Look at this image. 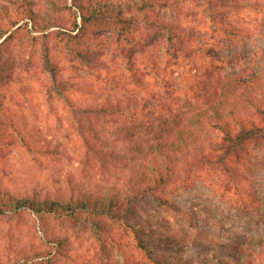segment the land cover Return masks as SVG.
Returning a JSON list of instances; mask_svg holds the SVG:
<instances>
[{"label":"rangeland","instance_id":"1","mask_svg":"<svg viewBox=\"0 0 264 264\" xmlns=\"http://www.w3.org/2000/svg\"><path fill=\"white\" fill-rule=\"evenodd\" d=\"M1 1L10 5L8 17L20 22L0 36V200L9 201V194L70 199L129 179L132 156L124 148L128 139L119 131L120 117L78 107L122 95L135 97L132 104L142 97L153 102L161 92L197 89L209 73L264 71V0L255 7L248 6L250 0L149 7L124 28L95 24L71 39L55 32L73 28L75 0H68L72 8L65 0ZM29 9L49 12L58 22L33 21ZM169 18L181 32L173 40L188 46L184 51L173 46L166 52L170 35L154 24ZM231 24L244 33L230 31ZM126 51L131 57L124 58ZM94 131L115 153L87 150L83 136L93 140ZM245 165V178L225 181L221 170L203 167L186 187L178 178L169 182L159 193L173 205L145 213L144 242L170 245V237L176 238L174 247L181 246L174 253L191 264H206L200 260L206 254L234 255L233 241L264 232V139L251 145ZM136 258L148 260L133 228L121 220L29 208L0 212V264H129Z\"/></svg>","mask_w":264,"mask_h":264},{"label":"trees","instance_id":"2","mask_svg":"<svg viewBox=\"0 0 264 264\" xmlns=\"http://www.w3.org/2000/svg\"><path fill=\"white\" fill-rule=\"evenodd\" d=\"M184 1L189 0H101L91 4L75 0L73 28L69 31L57 29L55 35L64 39L75 38L95 24H116L124 28L132 24L137 13L145 12L149 7L170 10ZM201 1L211 6L214 0ZM65 3L72 8L68 0ZM262 3V0H250L248 6H261ZM8 9L10 11V5L1 1V37L20 22L19 17L15 18L12 14L8 17ZM26 15L33 21L49 25L58 22L55 21L56 16H50L49 12L29 9ZM80 18L81 22L78 21ZM154 25L157 30L162 29L170 35V42H166L167 53L172 51L173 46L182 51L188 47L181 40H173L175 35L181 38V32L174 27V18L158 19ZM230 26V31L238 34L245 31L244 27L236 24ZM77 29L79 31L75 33ZM131 55V51H126L124 58ZM183 90L177 94L161 92L153 102L148 97H142L132 104L129 100L135 97L122 95L108 102L78 107L93 115L116 114L120 117L119 131L124 132L128 139L124 148L127 155L132 156V173L123 185L63 200L9 194V201L0 200V212L29 208L64 216H108L133 228L139 249L148 256V260L136 258L129 264H191L192 259L174 253L181 246L180 242L178 248L174 247L178 242L176 238L170 237V245L144 242L142 226L145 213H150L160 204L172 206L171 200L159 191L175 178H178L181 187H186L195 181L200 168L221 170L227 175L225 181L246 177L248 167L245 161L251 152V145L264 139V71L209 73L197 89L193 86L185 93ZM94 135L100 144L83 136L88 151L99 156L115 153L101 131H94ZM128 156L125 155V159ZM147 222L152 225L150 220ZM214 225L219 228L224 226L222 222H215ZM232 244L236 249L234 255L210 257L206 254L200 260H206V264H264V232L250 234ZM35 255L45 253L36 252ZM211 258L214 262L209 261Z\"/></svg>","mask_w":264,"mask_h":264}]
</instances>
